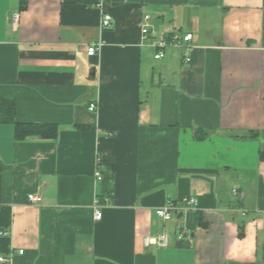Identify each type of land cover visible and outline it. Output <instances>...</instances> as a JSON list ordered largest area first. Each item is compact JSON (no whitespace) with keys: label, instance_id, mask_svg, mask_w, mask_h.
Returning a JSON list of instances; mask_svg holds the SVG:
<instances>
[{"label":"crops","instance_id":"obj_1","mask_svg":"<svg viewBox=\"0 0 264 264\" xmlns=\"http://www.w3.org/2000/svg\"><path fill=\"white\" fill-rule=\"evenodd\" d=\"M145 14L155 36L192 32L190 47L155 59ZM3 100L16 122L58 126L17 139L0 112L12 264H264V0H0ZM191 197L170 221L156 213ZM163 232L168 246L144 245Z\"/></svg>","mask_w":264,"mask_h":264},{"label":"built area","instance_id":"obj_2","mask_svg":"<svg viewBox=\"0 0 264 264\" xmlns=\"http://www.w3.org/2000/svg\"><path fill=\"white\" fill-rule=\"evenodd\" d=\"M21 17V11L16 10L9 14L8 19L13 26L18 25V22ZM151 16L149 14H145L143 17V24L141 26V42L143 45H150L154 48L155 54L154 57L157 60H161L166 56V49L169 46H186L190 47V42L194 39V34L192 32H187L184 35L174 34L173 36L167 37L165 35L155 36V31L151 28L150 25ZM112 16L110 13H104L101 18V26L103 28H107L111 25ZM103 43L101 41L94 42L88 47L89 55H96L101 50ZM185 60L187 62L191 61L190 53H186ZM90 110L95 111L97 109L96 103L90 104ZM95 177L98 181L103 180L102 176V166L101 159H98V165L95 171ZM28 201L32 204H41L42 196L35 193L28 194ZM198 205V199L196 197H191L186 205L178 206L175 202H167L164 206L157 208L156 213L164 220L170 221L173 219L174 214L177 210L180 209H193ZM95 209V218L97 220L101 219L103 216L102 205L99 199H96L94 202ZM1 234H6V232L1 231ZM178 238H182V234L178 235ZM171 242V236L167 232H163L157 234L155 236H146L144 238V245H156L159 247H166ZM24 250H19L18 253L22 254ZM7 263L12 264V255L10 256H0V264Z\"/></svg>","mask_w":264,"mask_h":264},{"label":"trees","instance_id":"obj_3","mask_svg":"<svg viewBox=\"0 0 264 264\" xmlns=\"http://www.w3.org/2000/svg\"><path fill=\"white\" fill-rule=\"evenodd\" d=\"M0 112L5 116V120L14 123L15 136L17 139H27L29 137L54 139L58 135V126L56 124L40 122H16V104L13 100L1 101ZM109 179H111V177L104 175V181Z\"/></svg>","mask_w":264,"mask_h":264},{"label":"water","instance_id":"obj_4","mask_svg":"<svg viewBox=\"0 0 264 264\" xmlns=\"http://www.w3.org/2000/svg\"><path fill=\"white\" fill-rule=\"evenodd\" d=\"M94 74H95V73L93 72V76H94Z\"/></svg>","mask_w":264,"mask_h":264}]
</instances>
